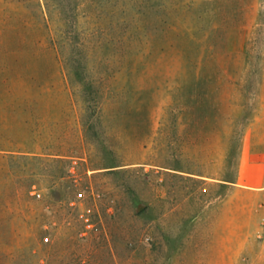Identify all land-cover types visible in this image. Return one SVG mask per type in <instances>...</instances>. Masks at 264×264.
<instances>
[{
    "label": "rangeland",
    "instance_id": "obj_1",
    "mask_svg": "<svg viewBox=\"0 0 264 264\" xmlns=\"http://www.w3.org/2000/svg\"><path fill=\"white\" fill-rule=\"evenodd\" d=\"M0 264H264V0H0Z\"/></svg>",
    "mask_w": 264,
    "mask_h": 264
},
{
    "label": "trees",
    "instance_id": "obj_2",
    "mask_svg": "<svg viewBox=\"0 0 264 264\" xmlns=\"http://www.w3.org/2000/svg\"><path fill=\"white\" fill-rule=\"evenodd\" d=\"M190 42L193 51L195 50L196 52H198L200 50V47L203 46L202 44H200V37H198L196 34L191 35Z\"/></svg>",
    "mask_w": 264,
    "mask_h": 264
}]
</instances>
